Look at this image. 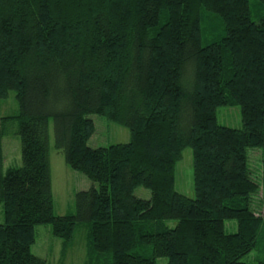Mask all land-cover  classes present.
Returning a JSON list of instances; mask_svg holds the SVG:
<instances>
[{
    "label": "trees",
    "instance_id": "obj_1",
    "mask_svg": "<svg viewBox=\"0 0 264 264\" xmlns=\"http://www.w3.org/2000/svg\"><path fill=\"white\" fill-rule=\"evenodd\" d=\"M203 13L220 22L210 41ZM11 92L0 264H46L30 250L35 226L50 224L65 253L82 223L85 264H264L244 261L264 252V0H0V99ZM221 106L239 107V128L217 122ZM91 114L130 141L89 146ZM50 122L54 147L92 182L65 215L53 210ZM8 134L21 162L3 172ZM185 147L192 198L174 188Z\"/></svg>",
    "mask_w": 264,
    "mask_h": 264
},
{
    "label": "rangeland",
    "instance_id": "obj_2",
    "mask_svg": "<svg viewBox=\"0 0 264 264\" xmlns=\"http://www.w3.org/2000/svg\"><path fill=\"white\" fill-rule=\"evenodd\" d=\"M203 27H205V39L210 41L220 34V22L217 17L209 13H203ZM14 93L0 99V116H6L16 112ZM94 121L95 132L88 141L91 147L108 146L130 141L129 129L106 117L91 114ZM219 124L239 128L241 126L240 109L238 106H221L216 112ZM3 172L8 167L18 166L21 162L20 140L16 134H8L3 138ZM258 154L253 153L251 166L257 175H260V163ZM49 169L51 179V192L53 198V210L56 215H65L75 209V193L86 190L92 182L81 172L72 169L64 160V155L54 147V135L52 123H49ZM174 188L187 197H194V181L192 167V152L185 147L181 152V158L175 164ZM141 188L136 194L141 193ZM143 197H149V191L143 189ZM0 206V223L2 222ZM175 220L167 221L169 226H174ZM227 232H235L237 224L234 220L226 221ZM89 227L87 223L78 225L73 233L69 247L63 253L62 240L52 234L50 224H38L35 226V241L31 245L34 255L45 259L46 264H85L87 257ZM264 257V252L253 250L244 261H253ZM156 264H166V258H158Z\"/></svg>",
    "mask_w": 264,
    "mask_h": 264
}]
</instances>
